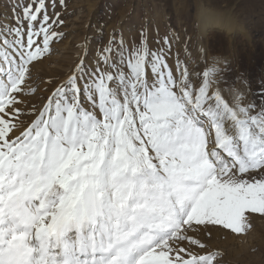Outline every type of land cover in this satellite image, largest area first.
<instances>
[{
  "label": "snow or ice",
  "instance_id": "snow-or-ice-1",
  "mask_svg": "<svg viewBox=\"0 0 264 264\" xmlns=\"http://www.w3.org/2000/svg\"><path fill=\"white\" fill-rule=\"evenodd\" d=\"M50 7L16 0L0 23V264H215L204 234L264 217V87L144 30L85 51L37 111Z\"/></svg>",
  "mask_w": 264,
  "mask_h": 264
},
{
  "label": "rangeland",
  "instance_id": "rangeland-1",
  "mask_svg": "<svg viewBox=\"0 0 264 264\" xmlns=\"http://www.w3.org/2000/svg\"><path fill=\"white\" fill-rule=\"evenodd\" d=\"M14 2L0 0V23H13L4 17L12 16ZM47 2L51 4L52 0ZM205 9L230 20L233 28L217 25L204 32L200 14ZM54 13H59L64 22L57 27L63 37L53 41L50 53L33 69L37 111L85 51L95 56L110 35L119 38L123 34L131 41L139 39L144 30L153 38V47L155 39L178 34L182 58L184 42L192 37L189 47L193 56L198 55L197 45L206 47L227 57L231 66L248 79L252 92L264 87V0H64L63 7L60 0H55V8H49L53 19ZM24 119L28 124L35 116ZM253 217L246 234L237 235L222 226H216L210 236L204 234L207 251L219 253L215 264H264V217Z\"/></svg>",
  "mask_w": 264,
  "mask_h": 264
},
{
  "label": "bare ground",
  "instance_id": "bare-ground-1",
  "mask_svg": "<svg viewBox=\"0 0 264 264\" xmlns=\"http://www.w3.org/2000/svg\"><path fill=\"white\" fill-rule=\"evenodd\" d=\"M200 15L204 32L206 29L217 25L229 27L230 29L233 28L232 22L230 20L223 19L220 15L212 13L210 10L205 9L204 11H201Z\"/></svg>",
  "mask_w": 264,
  "mask_h": 264
}]
</instances>
